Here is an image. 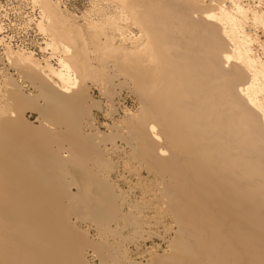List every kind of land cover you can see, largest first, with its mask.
Wrapping results in <instances>:
<instances>
[{"label":"bare ground","instance_id":"obj_1","mask_svg":"<svg viewBox=\"0 0 264 264\" xmlns=\"http://www.w3.org/2000/svg\"><path fill=\"white\" fill-rule=\"evenodd\" d=\"M27 1L51 52L3 42L0 106L40 115L0 107V264H264V11L112 0L94 54L59 3Z\"/></svg>","mask_w":264,"mask_h":264},{"label":"rangeland","instance_id":"obj_2","mask_svg":"<svg viewBox=\"0 0 264 264\" xmlns=\"http://www.w3.org/2000/svg\"><path fill=\"white\" fill-rule=\"evenodd\" d=\"M5 1L7 3L2 2V4H1L2 7H5L6 4L7 5L11 4V5H13L14 8H16V10L21 11V10L24 9L25 6H27V10H28L27 18L30 15L29 11L31 9H30V5H28V1L27 0H5ZM31 1L33 2V0H31ZM54 1L59 3L60 7L64 11L63 13L66 14V18L68 17L67 21L69 20L68 21L69 23L70 22L71 23H75L76 26L78 27V28L75 27L76 29H78V31L75 30L76 31V37H79L82 34L78 39L76 38L77 39V43L79 42V44L81 45L82 42H80V40L82 41V38H84L85 41L88 42V46L89 47L87 46V48H90V49L93 48V53H94V50H95L94 54H98L99 53L98 48L99 49L101 48V44L102 43L104 44V42H106L108 40V38L111 37L110 36V34H111L110 32H112L111 31L112 27H110V25L112 26V24H110V22L112 23L111 19H114L112 15L115 14V13L112 14L113 13V11H112L113 10V7H112L113 2H112V0H54ZM241 1H243V4H245V5H250V6H253V7L256 6L257 9H260V10L264 11V0H241ZM259 1H261L263 3H260ZM261 4H263V5H261ZM35 6H37V5H35ZM37 8L39 9L38 6H37ZM103 12H104L105 16L102 15ZM109 17H110V19H109ZM107 18H108V20H111V21L108 22ZM29 19H30V17L26 20V22H25L26 24H28V23L30 24V20ZM35 20L33 18L31 21L36 22ZM67 21L65 20L66 23H68ZM106 22H108V23H106ZM101 27H102V29H101ZM254 29L255 28H253V30ZM18 31H21V30L19 29ZM262 31L263 30L260 28L258 30H254V33L256 32L259 35V37L262 40V42H263V44L261 46L257 47L258 50H259L257 53L261 57H263V59H264V31L263 32ZM77 32H78V34H77ZM36 40H39V39H36ZM108 41H110V39ZM37 45H38V50H36L35 48L31 49V50H33V51L35 50V52H37L35 54V56L37 58H40V59L44 58L46 55L47 56L49 55L48 52H51V50H47V53L44 52V51H41L42 47H45L44 39H42V36H41V40L38 41ZM80 45H79V49L80 48L82 49L83 44L81 46ZM84 46H85V44H84ZM96 49H97V51H96ZM100 51H101V49H100ZM3 59H4V57H3V54H2V50H0V80L4 77L3 75L5 74L4 69H1V67L3 66L2 62H4ZM54 62H55V60L52 63H54ZM111 79H112V76L110 77V80L108 81V83H107V80H104V82L107 83V86H110ZM93 80H94L93 78H91V79L89 78L87 82L85 80V84L89 87V90H90V93H91L90 94L91 97L95 98L96 100L101 102V104L103 105V108L100 111L97 110V109L94 110L95 113L98 112L95 115L98 117V120L100 119L99 121H109L110 122V117L109 116H105L107 114V110L108 111L111 110V109L106 108L105 107L106 105L104 106V104H106V102H107V99L103 98L104 94H101L99 87L96 86L97 85L96 82L93 83ZM25 81H26V83H24V84H26L27 86L24 87L23 89L25 90L26 93L30 92V90H35V88L33 89L32 85H31L32 83L30 81H28V80H25ZM94 84H96V85H94ZM129 93L130 92L128 90H126V89L123 90L122 95H121V98H123V99H121V100L119 99V103L121 102L120 105H119V103L117 101L115 107L118 108V109L115 108V110H117L118 114L116 112H114V113H116L118 116L116 114H113V115H115L116 118H118L120 116L119 111H121L122 108L125 105L126 106H133L134 103H135L134 105H136V98L133 95H130ZM0 95H2V92L0 93ZM0 98H1V96H0ZM125 100H126V102H123ZM7 106H8V109H10V110L12 109L11 111H13V110L14 111L16 110V112L18 111L17 113L20 114V116L23 117V119L25 118V121L29 122L30 124L31 123L35 124V125L38 124V121L36 119H38L37 117L40 115V113L38 115V111L37 110H35V109L32 110L31 108L27 107L26 109L23 108V109H25V111H24L23 109H16L13 106L9 107V105H6V106H4L5 108L2 106L5 109L4 111L8 110ZM119 106H122V107L119 108ZM20 110L23 111L22 112L24 114L23 116H22V113H21ZM8 112H9V110H8ZM16 112H15V115L17 114ZM18 114L15 117H17ZM103 127H101V128H103ZM103 130H106V128L104 127ZM90 261L92 262V259H90ZM93 263H96V261L93 260Z\"/></svg>","mask_w":264,"mask_h":264},{"label":"built area","instance_id":"obj_3","mask_svg":"<svg viewBox=\"0 0 264 264\" xmlns=\"http://www.w3.org/2000/svg\"><path fill=\"white\" fill-rule=\"evenodd\" d=\"M2 2H7L5 0H0V13L3 12V10L7 11V16H5L3 12L2 17H4L8 27L4 26L3 29L0 30V50L3 51L4 41H11L17 46H25L27 43L32 44V46L38 50L37 43L41 40L42 35L36 30V27L33 24L27 25L23 22L28 15L27 6H25L23 10L18 11L11 4H6L3 8L1 5ZM17 15L19 16L20 21L18 23H12L16 19ZM19 29L23 30V32L18 31ZM15 41H17V43H15Z\"/></svg>","mask_w":264,"mask_h":264}]
</instances>
